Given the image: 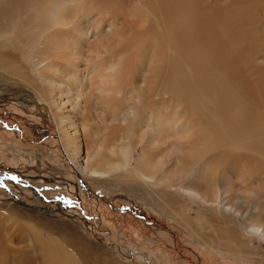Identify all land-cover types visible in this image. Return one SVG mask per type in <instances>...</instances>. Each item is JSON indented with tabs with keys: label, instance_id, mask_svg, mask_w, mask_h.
I'll use <instances>...</instances> for the list:
<instances>
[{
	"label": "bare ground",
	"instance_id": "1",
	"mask_svg": "<svg viewBox=\"0 0 264 264\" xmlns=\"http://www.w3.org/2000/svg\"><path fill=\"white\" fill-rule=\"evenodd\" d=\"M0 94L49 107L93 186L264 263V0H0ZM25 215L37 264H121L70 220L44 237ZM2 243L0 264H25Z\"/></svg>",
	"mask_w": 264,
	"mask_h": 264
},
{
	"label": "rangeland",
	"instance_id": "2",
	"mask_svg": "<svg viewBox=\"0 0 264 264\" xmlns=\"http://www.w3.org/2000/svg\"><path fill=\"white\" fill-rule=\"evenodd\" d=\"M46 163L60 167L70 183L64 180L57 187L59 179L46 181L49 177L42 172ZM105 190L83 178L67 159L49 107L34 98L26 107L11 95L0 94V239L8 258L21 249L26 250L25 264L38 263L36 255L25 249L31 236L25 213L30 212L46 217V225H40L44 237L48 231L57 234V229L67 227L59 224L66 218L84 230L85 241L99 254L121 264H264L220 257L193 242L189 232L173 220ZM31 221L40 224L38 218ZM5 240L10 242L5 244ZM11 260L5 264H17Z\"/></svg>",
	"mask_w": 264,
	"mask_h": 264
},
{
	"label": "snow or ice",
	"instance_id": "3",
	"mask_svg": "<svg viewBox=\"0 0 264 264\" xmlns=\"http://www.w3.org/2000/svg\"><path fill=\"white\" fill-rule=\"evenodd\" d=\"M11 179H16V177H11Z\"/></svg>",
	"mask_w": 264,
	"mask_h": 264
}]
</instances>
